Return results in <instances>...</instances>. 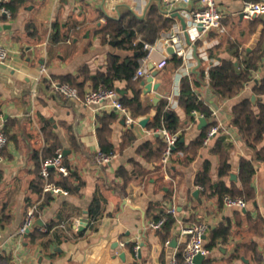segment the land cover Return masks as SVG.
<instances>
[{
  "label": "crops",
  "instance_id": "obj_1",
  "mask_svg": "<svg viewBox=\"0 0 264 264\" xmlns=\"http://www.w3.org/2000/svg\"><path fill=\"white\" fill-rule=\"evenodd\" d=\"M191 1L193 6L198 3V0ZM243 1L216 0L223 14L225 32L207 34L195 44L197 52L204 49L209 57V51L219 47L218 58L229 59L231 55L225 42L238 37L240 47L245 48V53L239 57L240 69L247 66L245 55L253 51L264 37V15L253 20L242 19ZM152 5L166 17L161 0H25L10 19L0 15V24L10 26L9 29H1L0 33V43L9 50L6 60L0 63L1 129L8 138L0 153V205L10 216V221L0 228V264H167L173 256L177 259L182 257L184 237L180 236V224L176 221L168 234L149 228L148 224L153 220V214L148 213L151 204H158L165 211L175 206L183 225L205 222L208 226L204 236L205 246L211 242L213 229L230 226L227 242L217 241L207 248L209 254L200 264H264V163L253 162L254 199L246 202L242 209L220 205L217 197H206L203 188L194 182L197 172L208 161L212 180L217 185L220 157L214 149L220 143L230 165L228 175L221 180L228 187L232 184L240 187L237 176L240 160H251L254 153L233 125L231 110L246 98L254 104L255 111L256 102L264 103V95L257 96L253 92V87L264 79V55L252 72L250 81L235 97L219 98L209 86L208 78L192 87L211 112L206 118L199 112L187 114L179 106L180 81L183 77L191 79L190 74L199 80L200 68L205 70L217 65L218 60L209 57L208 61H203L194 57L189 74L183 75L181 65L172 69L169 62L172 56H167L160 49L153 53L150 62L155 68L160 60H167L153 82L159 83L157 93L180 119L177 132L182 135L180 142L187 146L202 132L206 134L211 126L219 127L209 144L204 146L202 140L190 165L175 167L177 174L174 176L167 170L163 171L162 167L155 170L158 162H150L138 154L140 144L149 142L155 150L157 142L163 141L154 132L156 129L152 131L138 122L128 125L119 112L96 110L65 98L51 86V81L66 83L60 81L62 77L82 83L86 76L80 72L86 68L88 80H85L81 91L84 93L95 88L93 79L106 72L108 56L115 54L126 58L129 54L116 48V42L109 36L104 42L101 30L108 21L137 26ZM189 7L179 3L176 12L183 16L182 12ZM171 19V27L175 23L181 25L177 18ZM260 28L257 44L247 52ZM261 49L264 50V39ZM41 66L46 69L43 75L39 72ZM179 76V95L176 96ZM139 87L140 82L136 91L143 105L149 109V123L157 111V105H153L155 92L143 94ZM114 88L124 90L127 97L133 95V90L128 89L124 81L114 82ZM170 98L177 102V106H169ZM113 112L117 119L111 125L109 144L113 149L110 152L116 153V158L108 164H99L96 161L100 151L96 133L98 118ZM200 117L206 119L209 127L198 128ZM127 134L131 140L126 137ZM51 136L57 138L60 150L66 152L64 157H67L70 168L78 172L84 184L78 194H57L47 205H41L42 199L27 205V197L31 193L29 185L36 172L35 154L40 155L44 151ZM263 145L264 140L258 148ZM161 159L162 155L160 164ZM119 168L130 173L131 179L127 183L118 176ZM136 168L141 176H137ZM232 173L236 175V180H230ZM169 190L172 191L168 200L165 193ZM34 206L38 211L32 226L27 234L20 235L27 213ZM85 212L88 214V225L78 230ZM259 219L262 225L256 224ZM48 224L52 228L47 235L31 241L28 235L36 229L43 232ZM166 240L170 241L168 245H165ZM121 242L125 244L123 248ZM136 243L140 250L135 256L129 245ZM250 247L255 248L256 255ZM122 253L124 260L120 258Z\"/></svg>",
  "mask_w": 264,
  "mask_h": 264
},
{
  "label": "trees",
  "instance_id": "obj_2",
  "mask_svg": "<svg viewBox=\"0 0 264 264\" xmlns=\"http://www.w3.org/2000/svg\"><path fill=\"white\" fill-rule=\"evenodd\" d=\"M24 2L25 0H9L6 3V6L13 15L15 14L17 8L23 5ZM172 22L173 20L171 18L164 17L160 14L157 7L152 5L148 9L145 19L139 21L137 26H133L131 24L123 25L121 22L115 23L108 21L106 26L101 30L100 36L104 42L106 41L107 36H109L112 41L116 42V48L126 51L129 54L126 58L110 54L108 56L106 72L99 73L93 79L94 87L103 86L105 88L115 89L114 82L124 81L127 88L133 90V95L131 97L122 95L119 97V100L122 105L129 110L134 119L145 116L149 112L148 107L143 105L139 92L136 91V85L141 81V78H133L138 65L137 60L145 54L142 49L143 43H154L164 32L171 28ZM253 25L255 26V24ZM52 39H55V34H53ZM263 39L264 37H262L259 44L253 51L245 55L247 66L243 69H240L239 57L242 53H245V48L240 47L241 42L238 37L234 40H226L225 42L226 48L231 55V58L229 59L218 58L220 52L219 47L209 51V57L216 58L218 63L208 69V83L219 98L226 99L235 97L243 90L245 84L250 81L252 72L257 69L264 55V50L261 49ZM169 62L172 69H176L181 65V59L177 56H172ZM198 73L199 80H196L193 74H190L191 79L189 77H183L181 79L178 102L179 106H181L187 114L191 112H199L204 117L209 118L211 112L197 97L192 88L198 86L200 81H203L205 78V71L203 67L200 68ZM80 74L85 75V80H88V71L86 68L82 69ZM59 79L61 82H66L70 86L74 87L80 96L83 95L81 87L85 83V80L78 84V82L74 83V80L69 77H62ZM42 81L46 82L45 79ZM253 92L257 96L264 95V79L253 87ZM255 106L257 107V111L254 110V104H252L250 99L246 98L235 104L231 110L233 125L237 127L247 145L254 153L253 159L249 160L243 158L240 160L237 173L240 187H237L235 184L228 187L221 180L224 176L228 175L230 165L227 163V154L220 146V143L216 144L214 149V153L218 154L220 157V164L217 169V185H215L212 180L211 167L208 161L204 162L201 169L195 176L194 182L196 185L203 188V194L206 195V197H217L220 205H223V198L225 196H229L231 198L241 197L246 202L254 199L252 181L255 174V167L253 162L258 161L264 163V145L258 148V145H260L264 140V103L256 102ZM116 119L117 115L114 112L104 114L98 118V128L96 133L100 151L102 152L107 153L113 151L111 145L109 144V136L111 134V125L116 121ZM161 127H165L172 133L178 132L180 128V119L178 115L174 110L169 108L167 106V102L162 99L157 103L156 114L147 124V128L152 131ZM204 135L205 132H202L198 138L187 146L180 142L182 135L178 136L177 142L175 143L169 157L167 166L169 174L174 176L177 174V169H175V167H186L192 163L194 156L201 147ZM126 137L130 138V135L127 134ZM47 143L48 146L40 155L37 153L35 154V159L37 160L36 172L34 180L29 185L31 193L27 197V205L32 204L34 201L39 199H42V206L45 204L47 205L53 198L51 193L43 192L44 181L40 175V167L43 160L55 156L56 149H60V145L55 136H51L50 139H47ZM164 146V142L159 140L155 150H152L149 146V142H144L138 146L137 151L138 154L143 156L145 159H148L150 162H158L159 164L155 167V170H160V157L163 153ZM178 153H181V155ZM63 164L68 169V174L64 176L57 172L56 169L49 168V181L53 185L66 190L68 194H78L84 182L78 172L70 168L66 156H63ZM135 171L137 176H141L139 169L136 168ZM117 174L119 177L124 179L125 183L131 179L130 173L124 168H119L117 170ZM171 191L169 190L165 193V199L169 200L171 198ZM31 195H34L36 199L34 200ZM157 205L158 204H151L148 213L153 214L152 221L165 218L163 224H161L159 229L156 231H164L168 234L169 230L175 223V218L168 214L163 207ZM5 209L6 208L3 205H0V228L10 221V216L7 212H5ZM37 211L34 212V216L37 214ZM152 211H154V213ZM261 222L262 221L259 219L256 224L262 225ZM51 228L52 225L48 224L43 232H39L36 229L33 230L28 237H31V241L35 240L36 237H44ZM210 234L211 242L209 245L205 246L206 248L214 246L217 241L227 242L230 234V226H219L218 228L213 229ZM166 237L167 236H165V238ZM129 246L132 250L133 245ZM250 249L252 253L256 255L255 248L250 247ZM178 260L181 262L182 257H178Z\"/></svg>",
  "mask_w": 264,
  "mask_h": 264
},
{
  "label": "built area",
  "instance_id": "obj_3",
  "mask_svg": "<svg viewBox=\"0 0 264 264\" xmlns=\"http://www.w3.org/2000/svg\"><path fill=\"white\" fill-rule=\"evenodd\" d=\"M9 0H0V15H3L7 18H11L12 14L7 8L6 3ZM179 3H184L187 6H190L188 9H185L183 13V18L186 22L185 29H182L181 25L175 23L172 25L170 31L162 36L160 39L156 40L154 43H143L144 55L138 59V65L135 70L134 79L145 78L149 75L150 71L148 69V64L152 59L153 53L160 49L167 56L169 55L167 49L171 47L174 50V55L181 59V67H183V75H188V69L191 68L193 58H199L203 61H208V53L206 50L198 51L196 50V43L202 40L210 32H217L223 34L225 32V27L223 24V14L219 9L216 0H198L196 6H193L191 0H161L162 12L163 14L171 18L173 13L176 12V7ZM264 15V0H244L242 3V9L240 16L244 20H253L259 16ZM185 32L188 35L189 43L185 38ZM187 42V43H186ZM8 48L0 43V63H3L8 56ZM167 64L166 58L160 60L156 67L161 69ZM210 67L205 68V78H208L207 72ZM40 74L43 75L46 72L45 67L41 66ZM179 79L177 80L176 87L177 91L175 95H179ZM51 86L58 92L60 95L65 98L72 99L75 101L82 102L86 106L95 107L96 110L99 109H110L115 110L124 116V119L128 125H132L137 122V119H134L129 110L122 105L119 100L120 95L115 89L105 88L99 86L97 88L89 89L83 93L82 96L79 95L78 91L66 83H59L56 81H51ZM170 107L177 106V102L170 98L169 102ZM201 116V115H200ZM1 126V117H0V152L7 144V138L5 137ZM218 126H211L203 139V145L209 144V142L214 138L218 133ZM154 132L159 134L164 142V149L161 159L162 170L166 172L169 157L171 155L172 149L175 146V143L178 139V133H172L167 130L165 127L156 129ZM116 158V153L114 152H102L98 151L96 156V161L99 164H108ZM49 168L56 169L57 172L62 175L68 174V169L63 165V154L62 150L58 149L55 152V156L52 158L45 159L41 162L40 175L43 178V192H49L53 196L57 194L68 195L67 191L53 185L49 181ZM201 189V188H200ZM223 204L227 207L233 208H245L246 201L241 197L231 198L225 196L223 198ZM36 207L30 208L27 216L20 228L19 234L23 235L26 233V230H29L32 226L34 219V212ZM166 212L172 215L175 218V221L180 224L179 234L181 237H184V249L182 255V261L180 262L176 256H173L167 264H195L194 258L196 255L200 254L202 256H207L209 250L205 247V233L208 229V226L205 222H197L189 225H183L179 217V213L175 206H170ZM165 221V218H161L157 221H150L148 226L152 230H158L161 224ZM78 223V222H77ZM2 240V235L0 232V241ZM170 243L169 240L165 241V245ZM120 246L123 248L125 244L120 243ZM140 246L136 243L133 246V252L135 256L138 254Z\"/></svg>",
  "mask_w": 264,
  "mask_h": 264
},
{
  "label": "water",
  "instance_id": "obj_4",
  "mask_svg": "<svg viewBox=\"0 0 264 264\" xmlns=\"http://www.w3.org/2000/svg\"><path fill=\"white\" fill-rule=\"evenodd\" d=\"M172 17L177 18L181 23L182 29H185L186 22H185L184 18L178 12H174ZM9 28H10V26H8V25L0 24V33H2L1 29L4 30V29H9ZM260 31H261V28H260L259 32H257L255 34L254 38L252 39V42L249 44V46L247 48V52H249L257 44L258 39L260 37ZM185 38H186L187 42L189 43L188 35L186 32H185ZM112 44H114V42ZM167 52L169 55H172V56L174 55V50L171 47H169L167 49ZM148 69L150 70V75L148 77H146L145 79L140 81V87L138 88V90L141 91L143 94H147V93L152 92V91L155 92V96L153 99V105H157V103L162 99V97L157 93V90L159 88V83H154L153 78L160 72V69L155 68V66L152 62H149ZM116 91L121 96L125 94L124 90L117 88ZM251 100L254 101L255 97L252 96ZM149 119H150V116L146 115V116L140 118L137 122L140 126L145 127L147 125ZM206 126H208V122H206L205 118L200 117L198 128H202V127H206ZM62 154L64 156L66 154V152H62ZM230 180H236V175L233 173L230 174ZM196 193H197V191L195 192V194ZM88 221H89L88 220V214L85 212L84 216L80 219L78 230L85 229V227L88 225ZM38 223L40 224V222H38ZM28 232H29V230H26V234ZM120 258L124 260V253L120 254ZM204 258H205V256L198 254L194 258V263L200 264Z\"/></svg>",
  "mask_w": 264,
  "mask_h": 264
}]
</instances>
